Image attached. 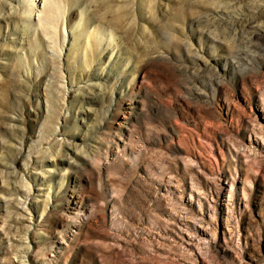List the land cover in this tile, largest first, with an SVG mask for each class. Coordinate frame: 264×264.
<instances>
[{
	"label": "rangeland",
	"instance_id": "obj_1",
	"mask_svg": "<svg viewBox=\"0 0 264 264\" xmlns=\"http://www.w3.org/2000/svg\"><path fill=\"white\" fill-rule=\"evenodd\" d=\"M53 2L62 56L0 0V264H264V0Z\"/></svg>",
	"mask_w": 264,
	"mask_h": 264
},
{
	"label": "bare ground",
	"instance_id": "obj_2",
	"mask_svg": "<svg viewBox=\"0 0 264 264\" xmlns=\"http://www.w3.org/2000/svg\"><path fill=\"white\" fill-rule=\"evenodd\" d=\"M28 1L30 2L31 8L28 10L29 15L28 14L27 15L29 17H33V19H35V21L37 19V22L40 25H42L43 23H44V25H50L51 24V26H49V28H53L54 30L50 31V29H48V30L45 29L44 33H45L46 38L49 41V43H52L56 48H58L57 50H59V54L62 56L63 51H64V47L62 45L59 46L60 43L57 46L58 39H60V38H58V32H59L60 27L57 30L58 23L55 22L56 17H55V15L53 16L54 12L51 13V10H52L51 6L54 4L53 0H28ZM54 1H56V0H54ZM56 7L60 8L57 5H56ZM59 10H62V8L58 9V11ZM62 14H63V12H62ZM58 22H60V21H58ZM59 24H61V23H59ZM64 25H65V23H64ZM64 30H65V32H64L65 34H64L63 38H64V43H65L67 40V32H66L65 27H64ZM110 36L113 38L112 34H110Z\"/></svg>",
	"mask_w": 264,
	"mask_h": 264
}]
</instances>
